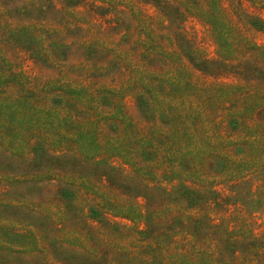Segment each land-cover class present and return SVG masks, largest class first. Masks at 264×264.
Listing matches in <instances>:
<instances>
[{
  "label": "rangeland",
  "instance_id": "374dc122",
  "mask_svg": "<svg viewBox=\"0 0 264 264\" xmlns=\"http://www.w3.org/2000/svg\"><path fill=\"white\" fill-rule=\"evenodd\" d=\"M0 264H264V0H0Z\"/></svg>",
  "mask_w": 264,
  "mask_h": 264
},
{
  "label": "trees",
  "instance_id": "16d2710c",
  "mask_svg": "<svg viewBox=\"0 0 264 264\" xmlns=\"http://www.w3.org/2000/svg\"><path fill=\"white\" fill-rule=\"evenodd\" d=\"M257 25H260V23L259 24H257ZM181 38H183V39H185L184 37H181ZM194 54H195V52H194ZM197 61H199L198 59H196ZM181 188L183 189V190H185V192L187 193V195H186V197L187 198H190V199H192V200H199V198H200V196H202V195H204L205 194V191H201V190H195V189H190V187H188V186H181ZM176 189H177V187H176ZM175 189V190H176ZM166 190V189H165ZM166 191H168V192H173V191H169V190H166Z\"/></svg>",
  "mask_w": 264,
  "mask_h": 264
}]
</instances>
